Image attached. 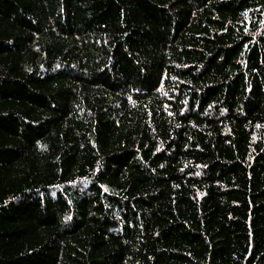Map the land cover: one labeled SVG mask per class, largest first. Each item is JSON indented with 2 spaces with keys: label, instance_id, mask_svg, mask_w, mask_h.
Here are the masks:
<instances>
[{
  "label": "trees",
  "instance_id": "trees-1",
  "mask_svg": "<svg viewBox=\"0 0 264 264\" xmlns=\"http://www.w3.org/2000/svg\"><path fill=\"white\" fill-rule=\"evenodd\" d=\"M0 264H264V0H0Z\"/></svg>",
  "mask_w": 264,
  "mask_h": 264
}]
</instances>
